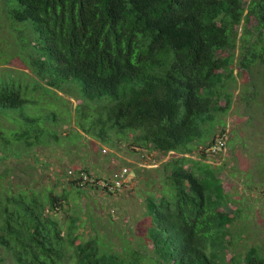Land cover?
<instances>
[{"label":"trees","instance_id":"trees-1","mask_svg":"<svg viewBox=\"0 0 264 264\" xmlns=\"http://www.w3.org/2000/svg\"><path fill=\"white\" fill-rule=\"evenodd\" d=\"M0 2L7 18L30 29V37L18 40L28 44L27 64L46 89L45 100L53 95L47 90L56 93L65 82L77 81L78 86L70 83L81 98L76 125L89 136L109 143L113 135L133 133L138 147L178 154L161 165L162 188L145 198L148 223L142 242L121 251L104 249L97 238L83 239L76 234L75 219L63 232L54 212L66 194L15 191L9 182H0V264H67L70 257L74 264H264L258 246L234 252L230 228L240 210L230 205L222 168L192 157L195 144L207 153L215 143L207 140L211 129L205 124L229 108L226 91L225 105L218 101L236 78L233 65L249 74L264 63V0ZM252 19L257 35L249 43ZM4 76L0 113L6 114L4 109L27 102L28 85ZM48 105L47 113L54 115L58 109ZM30 134V129L13 133L26 147L47 144ZM10 141L0 130L5 147L0 161L9 156ZM80 172L102 179L86 168L70 169L65 177L73 189L106 192L96 182L82 181Z\"/></svg>","mask_w":264,"mask_h":264},{"label":"rangeland","instance_id":"rangeland-1","mask_svg":"<svg viewBox=\"0 0 264 264\" xmlns=\"http://www.w3.org/2000/svg\"><path fill=\"white\" fill-rule=\"evenodd\" d=\"M255 24L254 19L248 23L252 31L249 43H253L257 35ZM242 26L243 23L238 26V34ZM21 35L30 37L28 26L12 22L0 10V76L28 85L27 102L14 109H4L6 114L0 113V130L11 139L8 158L0 161V174L3 171L8 174L0 176V182H9L15 191L32 188L57 196L66 194V199L58 201L54 212L63 232L75 219L76 234L85 240L97 238L104 243V249L111 247L121 251L140 244L148 223L145 198L162 188L161 165L178 154L138 147L132 143L133 133L113 135L111 142L105 143L81 130L75 118V108L81 102L75 86L78 82H65L63 90L56 93L47 90L53 95H45V100L42 91L46 89L35 81L27 64L29 47L18 40ZM237 51L236 48V57ZM233 73L235 80L221 90L218 101L224 106L227 92L231 98L229 108L214 113L213 120L205 124L211 129L207 140L216 142L223 136L225 146L220 151L203 153L195 144L192 157L222 168L220 177L230 205L240 210L230 228L234 233V252L258 246L264 254V63L255 64L249 74L233 65ZM34 88L35 92L30 91ZM55 95L57 98L53 97ZM46 105L58 110L54 115L49 114ZM29 117L37 119L27 122ZM23 129H30V135L38 134L47 144L24 146L13 135ZM76 131L80 134L78 137L72 133ZM56 137L60 141H55ZM3 148L0 145V152ZM14 151L22 156H15ZM124 167L129 171L128 182L117 193L102 192L95 187L76 191L65 177L70 169L86 168L90 175L108 178ZM67 264H74V258L70 257Z\"/></svg>","mask_w":264,"mask_h":264},{"label":"built area","instance_id":"built-area-1","mask_svg":"<svg viewBox=\"0 0 264 264\" xmlns=\"http://www.w3.org/2000/svg\"><path fill=\"white\" fill-rule=\"evenodd\" d=\"M224 137L221 136L217 141L211 145L209 148H207V151L210 152H216L220 151L225 146V140H223ZM71 173V171H69ZM128 168L124 167L116 172H114L110 177L108 178H102L98 181H94V179L90 178L87 174L84 172L79 173V178L82 181L94 183L96 182L102 189H105L106 192L109 193H117L120 191L128 182Z\"/></svg>","mask_w":264,"mask_h":264}]
</instances>
